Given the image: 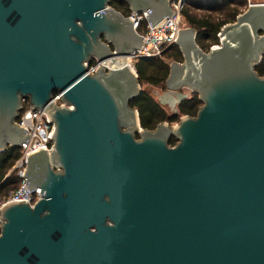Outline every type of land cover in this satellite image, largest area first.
<instances>
[{
    "label": "water",
    "instance_id": "obj_1",
    "mask_svg": "<svg viewBox=\"0 0 264 264\" xmlns=\"http://www.w3.org/2000/svg\"><path fill=\"white\" fill-rule=\"evenodd\" d=\"M124 1L152 27L172 14L169 0ZM195 36L177 32L182 60L165 85L201 104L146 128L129 104L137 74L122 64L144 39L110 0H0V150L24 144L21 98L53 122L51 146L22 171L41 195L0 206V264H264V2L206 51ZM92 56L102 60L89 73Z\"/></svg>",
    "mask_w": 264,
    "mask_h": 264
},
{
    "label": "trees",
    "instance_id": "obj_2",
    "mask_svg": "<svg viewBox=\"0 0 264 264\" xmlns=\"http://www.w3.org/2000/svg\"><path fill=\"white\" fill-rule=\"evenodd\" d=\"M244 2L245 0H185L186 5L180 11L184 22L183 26L194 28L197 44L207 50L210 45L218 41L217 32L220 27L224 23L235 19L239 12L238 6ZM110 4L124 15L129 12L128 4L124 0H110ZM229 4H233V7H230L229 11H224L222 7H226ZM194 8L200 10L205 8L208 12L197 14L191 10ZM213 10L224 11V13H222L221 17H214L210 14ZM144 29L145 25L142 22L137 30L143 31ZM181 59V51L178 45L174 43L166 48L160 56L138 58L134 63V69L139 82L165 87V79L168 75L170 62ZM254 68L258 74L264 75V54ZM129 104L138 110L140 125L146 128H153L158 122L163 120L168 123H175L181 115H194L201 101L197 92H193L178 101L175 111L168 113L151 94L140 89L139 93L129 101ZM174 141L173 137L169 140L170 143ZM18 154V146H9L0 150V199L5 198L8 192L15 189L20 183V177L16 173H9L2 181L6 174V168L13 163Z\"/></svg>",
    "mask_w": 264,
    "mask_h": 264
},
{
    "label": "built area",
    "instance_id": "obj_3",
    "mask_svg": "<svg viewBox=\"0 0 264 264\" xmlns=\"http://www.w3.org/2000/svg\"><path fill=\"white\" fill-rule=\"evenodd\" d=\"M184 1L185 0H169L172 8V14L166 15L162 19L164 23L157 27H152L150 22L146 20L145 10L133 12L129 10L126 16L131 19L133 27L136 31H138V26L144 22L145 29L143 31H138L142 39H144V43L142 47L136 48L132 52L128 53L127 62H124L123 64H127L135 71L134 62L138 58L160 56L166 48H168L171 44L176 43L174 38L179 29L183 27V25H181L180 11ZM259 2H264V0H247V4ZM110 49L112 52L114 51L113 47H110ZM112 55L116 54L113 52ZM90 59H92V61ZM90 59L84 63L87 67V72L93 73L96 71L97 62L102 59H97L95 56H92ZM108 68L115 67L109 66L108 64L103 66L105 71L108 70ZM51 101L57 105H68L66 102L62 101L59 91H54L52 93ZM15 121L17 124L25 128L27 132L24 144L18 145L19 154L15 158L13 164L14 167L18 168L20 183L15 189L10 190L5 198L0 199V206L10 200H25L29 204H33V202L41 195L38 190H28L25 187V179L22 175V171L25 166L26 155L29 152H32L40 147L49 148L52 144L51 129L53 122L50 119L45 107L34 108L29 104L28 100H22L21 107L18 110V115Z\"/></svg>",
    "mask_w": 264,
    "mask_h": 264
},
{
    "label": "rangeland",
    "instance_id": "obj_4",
    "mask_svg": "<svg viewBox=\"0 0 264 264\" xmlns=\"http://www.w3.org/2000/svg\"><path fill=\"white\" fill-rule=\"evenodd\" d=\"M255 1H257V0H255ZM185 5H186V3L184 1V4H183L182 7H185ZM221 6H223V5H221ZM246 6H247V0H245L244 3H242L241 5L238 6L239 12H241L242 10H244L246 8ZM230 7H233V4H229L226 7L223 6L222 9L224 11H226V10L229 11L231 9ZM191 10L193 12L195 11V13H197V14H202V13L208 12L207 9H205V8H204V10H200V9H197V8H194V9H191ZM224 11L219 12L217 10H213V11H211L210 14L212 16H214V17H221L223 15L222 13H224ZM183 23L184 22H183L182 17H181V25H183ZM202 50H205L206 51L205 47H203ZM181 60H179V61H181ZM139 84H140V88L143 89V90H145V91H147L149 94H151L154 97V99L168 113H171V112H173V111H175L177 109L178 101H176V95L173 94V93H169L168 90H167V88H166V85H165V87H160V86L151 85V84L146 83V82H139ZM177 90L180 91V92H182V93H184V94H186V96H189L193 92H196V91H193L190 87H187V86H182V87L178 88ZM25 101H26V99H25ZM170 124H173V123H170ZM14 161H13V163L11 165H9L6 168V172L5 173H8L10 171L9 173H16V174H18V168L13 166Z\"/></svg>",
    "mask_w": 264,
    "mask_h": 264
},
{
    "label": "flooded vegetation",
    "instance_id": "obj_5",
    "mask_svg": "<svg viewBox=\"0 0 264 264\" xmlns=\"http://www.w3.org/2000/svg\"><path fill=\"white\" fill-rule=\"evenodd\" d=\"M90 60L92 61V59H90ZM25 99L28 100L27 97H24V98H21V101H22V100L25 101ZM136 137H137V136H136Z\"/></svg>",
    "mask_w": 264,
    "mask_h": 264
},
{
    "label": "bare ground",
    "instance_id": "obj_6",
    "mask_svg": "<svg viewBox=\"0 0 264 264\" xmlns=\"http://www.w3.org/2000/svg\"><path fill=\"white\" fill-rule=\"evenodd\" d=\"M122 64H123V63H122ZM122 64L118 65V67L121 66ZM115 67H117V66H115Z\"/></svg>",
    "mask_w": 264,
    "mask_h": 264
}]
</instances>
